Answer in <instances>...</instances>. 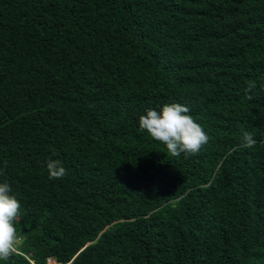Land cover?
<instances>
[{
    "label": "trees",
    "instance_id": "1",
    "mask_svg": "<svg viewBox=\"0 0 264 264\" xmlns=\"http://www.w3.org/2000/svg\"><path fill=\"white\" fill-rule=\"evenodd\" d=\"M170 104L198 154L139 130ZM4 182L0 264H264V0H0Z\"/></svg>",
    "mask_w": 264,
    "mask_h": 264
},
{
    "label": "clouds",
    "instance_id": "2",
    "mask_svg": "<svg viewBox=\"0 0 264 264\" xmlns=\"http://www.w3.org/2000/svg\"><path fill=\"white\" fill-rule=\"evenodd\" d=\"M254 87L255 84L249 82L247 91L251 92ZM188 112L189 109L180 104L164 105L159 112L149 109L140 116L138 127L152 140L163 144L173 157L182 153L195 155L208 143L209 137ZM255 143L251 133L243 132L240 147L251 148ZM46 166L49 179H62L68 174L59 160L49 159ZM11 192L7 182L0 183V261L8 260L17 251L19 240L14 221L21 216V204Z\"/></svg>",
    "mask_w": 264,
    "mask_h": 264
},
{
    "label": "built area",
    "instance_id": "3",
    "mask_svg": "<svg viewBox=\"0 0 264 264\" xmlns=\"http://www.w3.org/2000/svg\"><path fill=\"white\" fill-rule=\"evenodd\" d=\"M18 237H19V240H18V242H17V244H16V248L18 247V245L20 244V241H21V237H20V236H18ZM14 253H18V248H17V251L14 252ZM47 264H57V263H55V262L52 261V260H49V261L47 262Z\"/></svg>",
    "mask_w": 264,
    "mask_h": 264
}]
</instances>
